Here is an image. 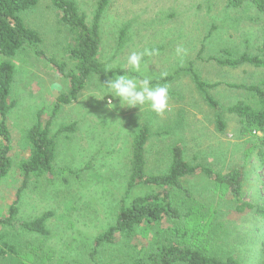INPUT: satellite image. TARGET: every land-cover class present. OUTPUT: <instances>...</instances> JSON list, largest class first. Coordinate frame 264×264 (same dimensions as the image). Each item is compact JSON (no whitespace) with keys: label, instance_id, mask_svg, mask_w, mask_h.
<instances>
[{"label":"rangeland","instance_id":"obj_1","mask_svg":"<svg viewBox=\"0 0 264 264\" xmlns=\"http://www.w3.org/2000/svg\"><path fill=\"white\" fill-rule=\"evenodd\" d=\"M73 1L92 25L98 0ZM61 17L50 0H40L22 14L26 26L41 37L47 55L72 66L66 51L70 33ZM263 32L264 14L250 1L232 8L228 0H111L101 21L99 59L106 69L114 70L126 63L133 51L157 49L158 55L145 57L144 75L151 76L154 84L168 85V108L158 114L145 105L141 112L139 106L120 107L117 99L113 101L117 107L111 109L109 97L97 99L92 95H104L101 83L115 73L94 76L78 101L62 107L53 121L52 134L58 142L56 167L72 173L28 180L20 194L14 225L0 227V250L5 249L6 242L20 253L14 258L10 251L0 254V264H123L131 255L176 240L174 228L184 227L186 218L142 225L128 237L120 236L115 244L100 246L93 256L92 238L115 223L121 201L130 203L150 192L147 187H138L127 195L131 143L144 124L151 134L146 146L150 174L166 173L173 147L180 146L191 165H203L223 175L241 170L244 201L264 205V135L242 134L240 118L229 110L239 103L258 106L253 92L231 86L255 85L264 90V69L250 64L231 68L211 60L245 53L258 55ZM177 48H183L184 53L178 56ZM12 63L15 74L11 101L16 106L8 124L13 137V167L0 182L2 218L8 216L24 183L19 164L31 155L27 130L36 122L39 111L47 120L57 93L68 89L65 78L27 49ZM191 65L204 82L213 85L208 93L217 101L218 110L196 88L188 71ZM168 76L173 78H161ZM218 113L226 123L224 133L217 130ZM71 124L76 125L72 132L61 131ZM185 185L192 197L172 189L174 204L183 214L195 210L207 225L202 238L187 244L221 258L232 257L240 264H264V222L260 216L254 211L237 213L230 192L207 178L186 179ZM46 212L53 213L47 222L50 238L19 227L20 222Z\"/></svg>","mask_w":264,"mask_h":264},{"label":"trees","instance_id":"obj_2","mask_svg":"<svg viewBox=\"0 0 264 264\" xmlns=\"http://www.w3.org/2000/svg\"><path fill=\"white\" fill-rule=\"evenodd\" d=\"M52 5L61 12L62 23L70 33V44L67 48L70 66L65 61L47 55L42 45V39L38 33L29 29L22 14L35 8L40 0H0V182L10 174L13 162L11 152L13 149V137L8 124V117L16 106L11 101L14 83L15 66L12 63L21 51L27 49L44 63L68 81L66 92H58L50 117L45 120L43 111L37 114L36 122L26 132V142L30 146L31 155L19 164L24 174V183L18 192V198L12 204L7 217L0 216V227L14 225L19 212V198L29 179L42 178L52 174L64 175L71 172L69 169H58L56 161L58 156V142L52 134V126L55 117L62 107L77 102L83 91L90 84L94 76L111 75L105 73L106 66L99 59L102 46L101 21L111 0H98L92 25L87 21L85 13L81 12L73 0H50ZM246 1L252 2L255 7L264 14V0H228V6L241 7ZM264 34V32H263ZM218 64L236 68L244 64H250L256 68L264 69V39L258 55L245 53L241 56L226 59L212 58ZM196 88L203 94L206 102L218 110L217 101L208 93L213 87L204 82L191 65L188 68ZM173 76L162 78L163 81L171 80ZM245 88L253 92L258 98V106H248L244 103L231 107V113L236 114L241 120V132L244 135L261 133L264 135V90L259 86H231ZM217 130L224 133L226 123L222 114L218 113ZM75 124L61 129L62 132H72ZM256 135V134H255ZM151 137L148 125H142L140 131L135 134L131 143L130 177L127 183V195L138 187L149 188L150 192L134 198L130 203L123 199L116 214L115 223L107 229L99 232L92 238L93 256L98 254V248L104 244H115L120 236L128 237L130 233L142 225H154L165 220L179 221L186 218L182 228H174L176 240L171 243H160L157 247L137 256L131 255L123 264H240L232 257L221 258L209 254L203 248H195L188 245V241L202 238L207 225L195 210H188L183 214L173 201L172 189L182 190L188 198H191L190 189L185 185L186 179L202 176L213 181L217 186L226 188L235 202V210L239 214L254 211L264 222V205H255L244 201L242 197V181L244 175L241 170H234L228 174H220L203 165H191L185 160L183 148L175 146L172 149V159L169 168L164 174H150L146 158V146ZM264 145V136L262 139ZM264 156V155H263ZM264 159V157H263ZM53 216L52 212H46L40 217L30 221L19 223V227L29 234L42 236L47 239L52 236L47 222ZM264 228V223H263ZM197 231V234H191ZM191 243V242H190ZM5 249L0 254L10 251L14 258L20 253L14 245L4 242ZM142 254V256L140 255Z\"/></svg>","mask_w":264,"mask_h":264},{"label":"clouds","instance_id":"obj_3","mask_svg":"<svg viewBox=\"0 0 264 264\" xmlns=\"http://www.w3.org/2000/svg\"><path fill=\"white\" fill-rule=\"evenodd\" d=\"M176 53L180 56L184 53V49L177 48ZM155 55H158L157 49L145 48L143 51H133L127 57L126 63L118 65L114 70L108 68L105 71V73H115L106 83H101L105 86V94L100 97L92 96L97 99L109 97L107 104L111 109L117 107L113 101L118 99L120 107L139 106L142 112L147 105L151 111L162 114L169 105V87L167 84H154L151 76L144 75L145 57L151 58Z\"/></svg>","mask_w":264,"mask_h":264},{"label":"built area","instance_id":"obj_4","mask_svg":"<svg viewBox=\"0 0 264 264\" xmlns=\"http://www.w3.org/2000/svg\"><path fill=\"white\" fill-rule=\"evenodd\" d=\"M255 134L257 135V134H260V133H255Z\"/></svg>","mask_w":264,"mask_h":264}]
</instances>
